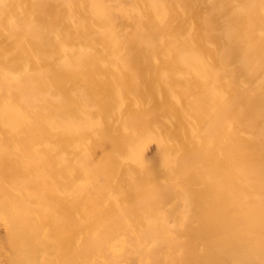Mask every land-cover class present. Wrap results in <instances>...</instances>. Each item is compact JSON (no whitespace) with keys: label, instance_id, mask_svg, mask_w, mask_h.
<instances>
[{"label":"rangeland","instance_id":"rangeland-1","mask_svg":"<svg viewBox=\"0 0 264 264\" xmlns=\"http://www.w3.org/2000/svg\"><path fill=\"white\" fill-rule=\"evenodd\" d=\"M0 264H264V0H0Z\"/></svg>","mask_w":264,"mask_h":264}]
</instances>
